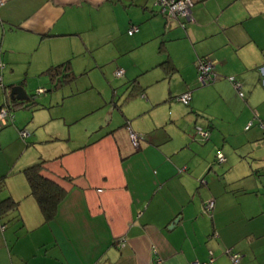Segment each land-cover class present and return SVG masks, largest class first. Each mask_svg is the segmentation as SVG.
<instances>
[{"label": "crops", "instance_id": "0c3cea01", "mask_svg": "<svg viewBox=\"0 0 264 264\" xmlns=\"http://www.w3.org/2000/svg\"><path fill=\"white\" fill-rule=\"evenodd\" d=\"M191 14L181 26L154 0L0 3V106L12 85L52 88L44 71L63 62L74 77L55 90L100 95L69 114L51 109V93L12 106L0 127V198L18 207L0 218V264H188L210 254L233 264V252L238 264H264V0H192ZM203 56L216 76L201 85ZM119 67L131 83L115 99L101 83ZM186 90L183 104L175 96ZM141 94L139 107L124 105ZM193 123L209 130L203 143L190 141ZM129 129L143 134L138 147ZM249 148L255 160L234 164ZM41 160L66 191L47 222L23 174Z\"/></svg>", "mask_w": 264, "mask_h": 264}, {"label": "built area", "instance_id": "2783aa9c", "mask_svg": "<svg viewBox=\"0 0 264 264\" xmlns=\"http://www.w3.org/2000/svg\"><path fill=\"white\" fill-rule=\"evenodd\" d=\"M3 0H0V3ZM154 3L159 7V11L164 14L166 18L175 17L184 20H193V16L191 14V5L192 0H155ZM182 26H184V22H180ZM137 30V26L133 25L130 26L128 29L129 33H132ZM197 80L199 84H205L213 79H215V74L212 71V61L207 57H200L197 60ZM4 63L0 61V69H2ZM124 69L119 67L114 71L115 76H121ZM229 79L232 81L233 86L239 92V95H242V91L240 90V82L235 80L233 76H230ZM1 74H0V85H1ZM45 88H37L36 94L46 93ZM176 99L183 104H188L191 99V91L186 90L181 94L176 96ZM13 114L9 112L8 108L6 107L5 103L0 106V127L7 124L9 120H12ZM28 132L25 129L20 130V135L22 137L26 136ZM139 134L131 129H129V137L132 143L136 146L138 144ZM188 134L190 135L191 139H203L207 140L210 136V132L208 129L201 127L200 125H192L188 128ZM217 161H223L225 157L222 153L217 154ZM213 207V200L208 199L204 203V212H210ZM3 223V222H2ZM230 252V250H229ZM210 254L209 259L207 261H199L193 260L190 261L188 264H211L213 257ZM230 257L233 264H238L240 256L238 253H230ZM151 264H162V260L160 258L154 259Z\"/></svg>", "mask_w": 264, "mask_h": 264}, {"label": "trees", "instance_id": "16d2710c", "mask_svg": "<svg viewBox=\"0 0 264 264\" xmlns=\"http://www.w3.org/2000/svg\"><path fill=\"white\" fill-rule=\"evenodd\" d=\"M154 5L157 7V12L162 14L159 11V7L155 3H154ZM162 15L164 16V14H162ZM180 20H181L180 22H184V25H185V21H183L182 19H180ZM127 32H128V30H127ZM203 57H205V56H203ZM196 63H197V61H196ZM44 73H46V74H48V76H50V78L52 80V86H53L52 88H54V89L58 85H63L64 83H66L67 81H70L74 77V74H73L68 62H63V63L57 64L54 66H50L49 68H47L44 71ZM213 80H211V81H213ZM211 81H209V82H211ZM209 82H207L205 84H208ZM201 85H203V84H201ZM52 88H48L47 91L51 90ZM40 94H42V93H40ZM43 94H46V93H43ZM32 95H31V97H33L32 100H30L31 98L28 100H17V99L12 100L9 97V100H6L4 103H5L6 107L8 108L9 112H11V111H13L12 106L15 104H18V103H20V104H25V103L30 104L31 103L32 104L33 103L32 101H34V99H36V97H37L36 90L34 93H32ZM132 95H134V93ZM205 129H207V128H205ZM19 135H20V130H19ZM26 136H24V137L21 136V137L25 138ZM143 137H144L143 134L140 133L139 139H138V144L136 145V147L139 146V140L142 139ZM216 160H217V157H216ZM43 162H44V160H41V161H37V162H34V163L26 166L23 169V174H24V176L27 180V183L29 185V193L35 198V200L39 206V209L43 215V218L47 222L48 220H50L54 217L55 212H56V208H57V204L62 199V197L64 196L66 191L58 183H56L52 179L44 176L41 173V169L43 168ZM4 186H5V178H4V176H1L0 177V190H2V188ZM17 207H18V201L14 200L12 198V196H6L3 198H0V218H3L10 211L17 209Z\"/></svg>", "mask_w": 264, "mask_h": 264}, {"label": "rangeland", "instance_id": "374dc122", "mask_svg": "<svg viewBox=\"0 0 264 264\" xmlns=\"http://www.w3.org/2000/svg\"><path fill=\"white\" fill-rule=\"evenodd\" d=\"M0 61L2 62V60L0 59ZM1 70L0 69V73H1ZM152 72H156V74H160L159 73V69H154V71H151L149 72L147 75H144V74H140V80L141 81H144L145 78H147V76H150L148 77V80L153 78L152 75H149V74H153ZM197 65H196V84L199 83L198 80H197ZM176 78L178 79V76H176ZM129 79H127L124 75V73H122L121 76H115L114 72L113 74H107V79L104 78V82L101 83V85L107 89L110 93L112 92L114 94V98L115 99H120V97H125L126 94L128 93V90H129V87H130V81H128ZM168 80L169 78H164L163 81L159 80L158 81V84L162 85V91H168V89H170V87H168ZM174 82V87L178 86V80H172ZM164 82V83H163ZM144 83V82H142ZM145 84V83H144ZM152 86H150L149 89H151ZM27 93L30 95L31 94V90L32 89H29L27 88ZM32 92H35L34 90ZM51 93V95L56 98V102H55V106L54 107H51V109L54 111L56 110L57 112H64L65 114H69L73 111H82L80 110L81 109V104L85 101V97L87 98H90L91 94L95 97H100V95L96 92V89H90L89 91H87L86 93H74V94H71V90L68 86L65 87V90H63V93L61 94V90L60 89H52L51 91H47L46 94H49ZM95 93L97 95H95ZM43 94V93H42ZM44 94V95H46ZM61 94V95H60ZM84 94H87V95H84ZM32 95V94H31ZM37 96L39 94H36ZM84 95V96H83ZM124 95V96H123ZM143 94H141L140 96H131L130 98H127V100L124 102V105H127L128 107L131 106V105H137V107L140 106V103L137 102V100H139V98L142 97ZM33 96V95H32ZM42 96V95H41ZM30 100H32L33 97L30 96ZM176 98V96H175ZM63 99L62 103H59V101ZM106 106L108 105H104L103 108L101 109H98L97 111H94L93 112V116H97L101 113H103L104 111V108H106ZM136 107V108H137ZM134 108V107H132ZM157 108H162L163 107L161 105H158ZM207 108H210V105L207 107ZM19 109L15 110V112H17ZM11 113L13 114V111H11ZM85 118V117H84ZM83 119V118H82ZM90 119L91 118V114L86 117V119L84 120V122L88 123L90 122ZM81 124V123H80ZM192 125H196V124H192ZM73 128H76V127H73ZM188 131V129L186 130V132ZM136 132V131H135ZM138 133V132H136ZM188 134V132H187ZM200 137H198L197 139H190V141H195V140H198L200 143H203L202 141H204L203 139H199ZM174 140V139H173ZM172 142V141H171ZM240 148V147H239ZM245 149V148H244ZM250 149V148H249ZM255 151H257V149L255 148L254 150L253 149H250V151L248 153H246L245 155H240L241 157L239 158V160L237 159L234 164H249L250 162L254 161L255 160V157L253 153H255ZM239 157V155H238ZM221 163V162H220ZM222 164H226V163H222ZM229 257V256H228Z\"/></svg>", "mask_w": 264, "mask_h": 264}, {"label": "water", "instance_id": "95a60500", "mask_svg": "<svg viewBox=\"0 0 264 264\" xmlns=\"http://www.w3.org/2000/svg\"><path fill=\"white\" fill-rule=\"evenodd\" d=\"M9 97L12 100L13 99H17V100H28V99H30V95L27 93L25 88L19 84H15V85H12L10 87Z\"/></svg>", "mask_w": 264, "mask_h": 264}]
</instances>
